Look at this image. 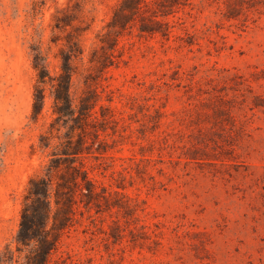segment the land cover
<instances>
[{"label":"rangeland","instance_id":"obj_1","mask_svg":"<svg viewBox=\"0 0 264 264\" xmlns=\"http://www.w3.org/2000/svg\"><path fill=\"white\" fill-rule=\"evenodd\" d=\"M121 3L0 0V248L46 159L30 46L54 71L77 37L71 91L94 106L86 165L109 204L74 208L51 264H264V0H143L114 26Z\"/></svg>","mask_w":264,"mask_h":264},{"label":"trees","instance_id":"obj_2","mask_svg":"<svg viewBox=\"0 0 264 264\" xmlns=\"http://www.w3.org/2000/svg\"><path fill=\"white\" fill-rule=\"evenodd\" d=\"M142 2L122 0L120 9L124 14L117 16L119 21L113 17L112 25L123 26L125 18L129 20ZM141 30L164 31L145 27ZM30 50L35 72L30 123H37L44 116L46 98L51 99V120L39 132L37 142L46 159L27 179L21 195L18 227L12 240L0 248V264H51L63 234L73 225L74 208L83 214V210L95 209L103 202L109 204L106 190L97 189L86 165V158L92 153L86 134L94 106L87 98L76 100L71 91L77 72L75 60L83 53L79 39L66 38V48L55 53L58 65L54 71L48 66V53L40 45L33 44ZM98 134V129H94L92 135L97 138Z\"/></svg>","mask_w":264,"mask_h":264}]
</instances>
